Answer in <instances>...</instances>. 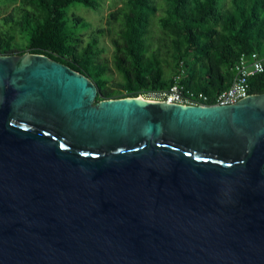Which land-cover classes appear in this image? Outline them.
I'll list each match as a JSON object with an SVG mask.
<instances>
[{"label":"water","instance_id":"water-1","mask_svg":"<svg viewBox=\"0 0 264 264\" xmlns=\"http://www.w3.org/2000/svg\"><path fill=\"white\" fill-rule=\"evenodd\" d=\"M0 55V264H264V93L97 100Z\"/></svg>","mask_w":264,"mask_h":264},{"label":"trees","instance_id":"trees-1","mask_svg":"<svg viewBox=\"0 0 264 264\" xmlns=\"http://www.w3.org/2000/svg\"><path fill=\"white\" fill-rule=\"evenodd\" d=\"M104 1L0 0L11 5L0 14V55L29 51L64 63L94 82L97 100L165 89L181 71L184 87L213 98L230 84L241 53L264 57V0H123L108 12L107 26L95 27L67 13ZM105 36L113 69L102 57ZM248 83L250 94L264 93V69Z\"/></svg>","mask_w":264,"mask_h":264},{"label":"built area","instance_id":"built-area-1","mask_svg":"<svg viewBox=\"0 0 264 264\" xmlns=\"http://www.w3.org/2000/svg\"><path fill=\"white\" fill-rule=\"evenodd\" d=\"M263 69V56L254 51L241 53L233 67L234 75L230 84L213 98L202 91L184 87L181 83L182 71L173 76V82L167 88L142 91L138 96L181 105H228L250 95L248 79Z\"/></svg>","mask_w":264,"mask_h":264},{"label":"rangeland","instance_id":"rangeland-1","mask_svg":"<svg viewBox=\"0 0 264 264\" xmlns=\"http://www.w3.org/2000/svg\"><path fill=\"white\" fill-rule=\"evenodd\" d=\"M122 3H123V0H105L104 2H101L100 6L97 9H89L80 4H75L67 8V13L71 14L72 12H75L78 15H81L87 21H89L91 27L107 26L106 18H107L108 12L122 5ZM10 7H11L10 4H5V5L0 4V14L6 13L10 9ZM152 22H153L152 23L153 35H157L159 31L156 26V19H153ZM102 43L104 44L105 49H106L102 53V57L108 60V64L110 68L113 69V65L111 62L112 47L109 41V37L105 36L102 39ZM112 72H113L115 79L117 80L122 79V76L119 73H117L116 71L114 72L113 70Z\"/></svg>","mask_w":264,"mask_h":264},{"label":"bare ground","instance_id":"bare-ground-1","mask_svg":"<svg viewBox=\"0 0 264 264\" xmlns=\"http://www.w3.org/2000/svg\"><path fill=\"white\" fill-rule=\"evenodd\" d=\"M138 98L145 100V98L143 96H138ZM147 100V99H146Z\"/></svg>","mask_w":264,"mask_h":264}]
</instances>
